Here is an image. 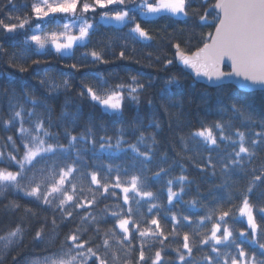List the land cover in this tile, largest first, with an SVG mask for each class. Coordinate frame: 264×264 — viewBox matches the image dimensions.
Wrapping results in <instances>:
<instances>
[{"label": "trees", "instance_id": "16d2710c", "mask_svg": "<svg viewBox=\"0 0 264 264\" xmlns=\"http://www.w3.org/2000/svg\"><path fill=\"white\" fill-rule=\"evenodd\" d=\"M36 1L0 0V20L4 23L30 20L24 29L11 33L0 26V170L19 172L9 157L22 160L27 151L25 145L32 147L34 136L40 135L46 139V146L54 147L60 144L68 148L72 136L77 140L67 154L57 152L43 159L34 158L35 163L29 165L28 177L33 174L38 178L47 177L48 189L58 187L57 193L50 195V204L45 205L42 197L38 200L25 195L36 186L29 179L20 180L19 189L0 186V237H4L0 239V264L70 259L77 252L66 254L65 242L73 233L80 235L78 243H84L80 251L85 256H88L87 249L92 248L107 264H153L157 251L161 253V262L157 264H223L225 254L235 256L237 250L229 242L217 245L210 239L212 226L218 222L221 223L218 235L222 236L227 227L233 233L230 240L240 243L249 255L264 258L258 247L264 243V216L260 214L264 210V142H261L264 140V90L240 91L232 83L219 87L198 83L175 60L176 44L181 51L191 53L209 40L218 22L213 19L218 13L210 7L216 0H185V15L164 12L153 17L142 15L139 6L156 0H125L128 7L136 9L130 12L134 19L113 24L99 19L105 11L113 14L124 10L120 6L97 8L84 14L78 4L77 15L94 24V28L86 41L74 44L64 53L40 50L28 42L31 28L38 22L32 11ZM83 2L93 3V0ZM202 16L206 20L202 21ZM136 23L148 32L149 39L134 34L132 29ZM92 51L99 52L106 62L93 63ZM121 51L125 53L123 58ZM168 60L173 63L165 67ZM133 77L139 83H133ZM169 78H177L178 85L166 89ZM105 80L107 83L103 84ZM64 81H68V87L63 86ZM82 85L92 86L101 95L117 90V85L122 86L125 97L122 113L105 111L90 102L86 94L81 96ZM140 85L144 89L135 93L139 98L136 104L127 99V90ZM32 100L40 102L34 105ZM233 102L241 111L233 110ZM16 112L21 115L15 117ZM38 124H43L44 130L56 138L47 139L37 133ZM217 124L220 128L214 127ZM203 128H212L216 145L193 136ZM238 132L245 134L244 144L253 158L249 160L242 154V169L222 172L224 165L239 151ZM141 135L145 139L138 143ZM81 136L84 140L79 139ZM102 137L112 145L118 139L123 140L122 150L113 148L101 152ZM131 145L149 153L151 160L144 161L132 151ZM77 154L84 165L73 163ZM65 164L77 171L61 185L58 173L66 170ZM109 168L113 170L109 172ZM161 169L165 170L164 174L157 178L156 173ZM93 172L97 173L100 185L107 184L110 191L105 192L102 186L91 183ZM132 176L139 177L136 190L131 188ZM180 176L190 183H173L172 191L180 193L183 188V193L170 204L167 181H175ZM117 177L120 188H115ZM123 187H129L126 203ZM63 191L73 195L83 207L75 208L71 201L61 206ZM144 191L154 196L141 197L139 193ZM245 198L253 208L258 226L255 237L245 218L239 216V207ZM153 205L157 207L149 212ZM222 211L230 212L225 222L219 221ZM68 212L73 215L67 217ZM113 213L117 216L113 217ZM209 215L211 220H202ZM172 216L176 217L175 222ZM183 217L189 219L185 221ZM119 219L129 220L131 244L122 243L124 235L118 226ZM152 219L159 221V229L151 225ZM18 226L20 233L8 238ZM146 229H150L149 234L141 238L140 231ZM38 231L40 238L36 237ZM241 231L245 232L244 237L239 235ZM185 233L189 236L191 254L183 248ZM206 237L208 243H202ZM105 239L109 241L106 246ZM253 239L257 244L250 243ZM213 247L221 253L219 260ZM141 250L145 253V262L139 261ZM180 255L185 256V262L179 260ZM209 256L213 261H208ZM74 262L83 263L81 258ZM87 264H98V261L90 257Z\"/></svg>", "mask_w": 264, "mask_h": 264}, {"label": "snow or ice", "instance_id": "6c2138e0", "mask_svg": "<svg viewBox=\"0 0 264 264\" xmlns=\"http://www.w3.org/2000/svg\"><path fill=\"white\" fill-rule=\"evenodd\" d=\"M78 4L81 5L80 11L84 14L91 12H95L97 8L105 9L108 6H120L124 10L115 11L110 16L107 11L103 12L102 19L105 21H133V16L130 15V12L136 10L134 8L128 7L126 5L125 0H93V3L83 2L81 4V0H42V2L33 3L32 11L35 14V18L38 21H44L46 18L50 16H54L55 14H63L65 18L69 21L63 24V32L53 31L47 35H39L34 34L30 37L31 41L35 42L39 48L43 49L45 45L49 42L55 47L57 52L68 51L73 48L74 44L77 41H84L90 35V30L94 28V24L88 23L83 16H77ZM139 7H144L147 12H159L162 10H167L172 12L173 14L185 13L186 2L185 0H156V3L146 2L144 5ZM211 8L217 9L218 15L213 17V19H218V23L215 26V33L209 34L208 39L211 41L210 43H204L202 48H199L192 55H187L185 52L181 51L180 45L176 44V54L179 60L182 62L184 66H187L193 70H195L196 76H204L210 81L217 82V87L220 86V82L228 81L233 78L242 77L243 81H249L250 84H244L245 87H254L256 85L264 88V0H217V2L210 6ZM12 19V17H9ZM19 19V18H17ZM202 21L206 20V16L200 17ZM80 20H84L83 23H80ZM30 24V20L28 19H19V23H10L6 24L3 20H0V26L3 27V30L7 33H11L15 30L24 29L26 25ZM37 29L40 28V24L37 23ZM72 27H78V35L67 34L68 30ZM132 31L139 34L140 37L145 39H149L148 32L141 27L139 23L135 24V27ZM61 37L65 38L66 42L61 43ZM88 55V54H86ZM125 53L121 51L120 57L123 58ZM90 57L93 63L96 62H106L103 61V58L99 52L92 51L90 53ZM227 58L231 62V71H223L222 64ZM173 63L172 60L166 61L165 67L171 65ZM75 68V65H72ZM24 71V69H21ZM100 80V77H97ZM133 83H139L135 77L132 78ZM103 84H106L107 81H102ZM179 80L177 78H169L165 82V88H169L173 85H178ZM64 87H68V81L63 82ZM150 86V85H149ZM83 92L80 93L81 96L85 94L89 98L90 102L102 106L105 111L113 112L120 114L123 109V101L125 99L122 86L117 85V90H113L106 95L98 94V90H94L92 86H84ZM144 86L140 85L139 88H129L127 91L129 93L127 99L132 102L138 104L139 98L135 93L138 91H143ZM163 94V93H161ZM34 105L39 103L40 101L32 100ZM150 103V102H149ZM233 110L241 111V109L236 107V103L233 102ZM21 115L20 112L15 113V117H19ZM67 115V113H65ZM49 123H51L49 121ZM152 126V125H150ZM214 127L220 128V125L217 124ZM21 131H24L23 129ZM37 133H42L43 137L47 139H55L51 133L44 130L43 124L36 125ZM67 135V133H65ZM237 135L240 139L239 151L235 152L234 158L231 159L229 163L224 165V168L221 169L222 172H227L230 168H243L244 165L242 161L244 157L242 154H246L248 159L251 160L253 158V153L249 151L248 147H245L244 138L245 134L243 132H238ZM259 135V134H258ZM195 137H201L205 142L210 143L211 145L217 144V139L213 135L212 128H203L196 133H193ZM223 139V135L221 136ZM79 139L84 140V137L81 136ZM144 136L141 135L138 143H142L144 141ZM77 137L72 136L69 140V147L65 148L64 146L57 144L55 147L52 144H46V139L41 138L40 135L34 136L31 138L32 147H28L27 151L24 154L22 160H16V157L12 156L9 159L19 167L20 171L13 173L11 171L0 170V182H3L4 186H14L17 189L21 187L19 181L22 179H29L30 183L36 184L35 187L31 189L29 192H25L26 196L35 197L36 199L43 198V203L45 205L50 204V195L57 193L58 187L52 186L48 189V178L41 177L38 178L36 174H33L31 177L27 176V172L29 171V165L34 164V158L43 159L48 155H55L57 152L67 154L70 148L74 145ZM102 143L100 145L101 152L111 151L113 148L117 151H121V144L124 143L123 140L118 139L115 145H112L110 140H105L103 137L101 138ZM153 142L154 138H153ZM261 142H264L262 140ZM252 147H256V143H252ZM131 149L138 156H140L144 161H150L151 156L147 152H140L139 148L136 145H131ZM150 151V149H149ZM209 164L211 165V157L208 158ZM223 163V161H221ZM74 164L79 163L84 165L85 162L81 160L79 154L76 155ZM53 167H56L55 163H53ZM214 168L215 166L212 165ZM64 169L61 170L59 174L61 185L64 184L65 180L68 178L70 174H74L77 169L73 167H69L67 164L64 165ZM109 172L113 169L109 168ZM163 169L160 172L156 173V177L158 178L160 175L164 174ZM139 177L132 176L131 178V188L133 190L137 189ZM69 183H71L69 181ZM91 183L94 185L102 186L105 192L110 191L109 186L107 184L100 185V180L97 178V173L93 172L91 174ZM173 183H179L181 185L185 183H190L187 181L185 177L180 176L175 181L169 180L167 181V199L171 204L174 198H179L183 193V188L180 193L172 191ZM121 183L119 177H117L115 182V188H120ZM42 188L47 189V191H42ZM124 201L125 203L128 201V193L129 187H123ZM64 199L60 200V205L63 206L66 202L71 201L72 206L75 208H81L83 205L77 203L74 200L73 195L67 194V191H63L60 193ZM141 197L152 198L154 194L150 191H144L139 193ZM78 200V198H77ZM88 203H92L89 201ZM195 204V201H193ZM156 205H153L152 208H149V212L156 208ZM264 216V210H261L260 213ZM73 215L72 212L67 213V217H71ZM113 217L117 216V213L112 214ZM239 215L240 217H247V224L251 230L253 237H255L257 233V223L253 215V208L250 206L248 199L245 198L242 206L239 207ZM65 217V218H67ZM230 217L229 211H222L219 215V221L225 222L226 218ZM188 217H183V220L187 221ZM212 216H206L202 218L203 221L211 220ZM171 220L173 222L176 221V217L172 216ZM93 223L96 221L93 220ZM55 223V222H53ZM151 225L156 226L157 229L160 228V223L157 219L151 220ZM119 229L122 230L124 235V240L122 243L131 244V240L129 238V220L128 219H119L118 220ZM221 230V223H216L212 226L210 239L215 241V243L221 244L222 242H229L230 246H234L237 250V255L233 256L231 253L225 254V259L223 264H264V258H258L256 254L249 255L244 248L240 246V243H237L234 239L230 240L233 236L232 231H230L227 227L223 229V235H218V232ZM21 229L18 226L13 232L9 234L8 238L15 237L18 233H20ZM97 231H99L97 229ZM139 231V229H137ZM150 229H146L144 231H140V237L143 238L149 234ZM163 235V233H161ZM241 237H244L245 232L241 231L239 233ZM36 237L40 238L41 233L38 231L36 233ZM0 239H4V237H0ZM80 241V235L73 233L66 238V245L68 247V253L77 252V255L83 261V264H87L88 257H94L98 264H107L105 258H101L97 255L96 252L93 251L92 248L87 249L88 256H85L83 252L80 251L84 247V243H78ZM209 238L206 237L202 243H208ZM70 242V243H69ZM109 241L105 239L103 241V245H108ZM242 243V242H241ZM251 244H257V241L253 239ZM226 245V246H229ZM259 249L261 250L260 256L264 257V243L258 244ZM183 248L187 249L188 253H192V248L189 246V236L188 233L184 234L183 237ZM213 252L216 253V259L219 260L221 253L213 247ZM63 251V249H62ZM76 259L75 256H71L68 261L61 260L59 264H72V262ZM208 261H213V257L209 256ZM179 260L181 262H185V256L180 255ZM139 261L145 262V253L143 250L139 253ZM157 262H161V253L157 251L155 253V260L153 264H157ZM52 264H57L56 261H53Z\"/></svg>", "mask_w": 264, "mask_h": 264}, {"label": "rangeland", "instance_id": "374dc122", "mask_svg": "<svg viewBox=\"0 0 264 264\" xmlns=\"http://www.w3.org/2000/svg\"><path fill=\"white\" fill-rule=\"evenodd\" d=\"M38 2H42V0H37L35 3H38ZM145 3L146 2H143L141 5H144ZM155 3L156 2H153V4H155ZM140 11H141V14L144 15V16H146V17H153V16H156V15H158L160 13H164V12L165 13H171V14H173L172 12L167 11V10H162V11H159V12H147L144 7H140ZM109 15L111 16L112 14H109ZM173 15L183 16V15H185V13L173 14ZM99 20L100 21H103V22H111L112 24L113 23H122V22H117V21H114V20H112V21H105L104 19H102V16L100 17ZM67 22H69V21L65 18V16L63 14H55L54 16H50L49 18H46L44 21H38L37 23L40 24V28L37 29V27H36L37 23H35V25L31 28L32 30H31V33H30V35H29V37H28L27 40H28L29 43L33 44L36 48L42 50L41 48H39L38 45L35 44V42L31 41L30 37L32 35H34V34L47 35V34H50L53 31L63 32L64 31L63 24L64 23H67ZM79 22L80 23H83L84 20H80ZM87 22L90 23L89 21H87ZM67 34L78 35L79 34L78 27H72V28H70L68 30V33ZM87 38L84 41H86ZM84 41H77L76 43H78V42H84ZM60 42L61 43L66 42L65 41V38L64 37H61ZM50 49L55 50V47L51 44V42L49 40V42L45 45V47L43 48V50H50ZM64 52L65 51H61L60 53H64ZM49 84H50V86H52L51 83H49ZM106 94H108V93H106ZM102 95H105V94H102ZM45 146H46V144H45ZM0 158H1V156H0ZM2 185H4L3 182H0V186H2ZM243 218H245V220L247 221V217H243ZM74 256L76 258H80V256H78L77 254L74 255ZM89 258L90 257H88V259ZM61 260L68 261L69 259H62V258L61 259H54V258H51V259L43 260L42 262H40L38 264H52L53 261H56L57 264H59V261H61ZM72 264H75V262L73 261Z\"/></svg>", "mask_w": 264, "mask_h": 264}, {"label": "water", "instance_id": "95a60500", "mask_svg": "<svg viewBox=\"0 0 264 264\" xmlns=\"http://www.w3.org/2000/svg\"><path fill=\"white\" fill-rule=\"evenodd\" d=\"M217 2V0L215 1V3ZM214 3V4H215ZM216 10V12L218 13V11L219 10H217V9H215ZM218 23V22H217ZM215 33V28H214V30H213V32H212V34H214ZM134 34H136L137 36H139V34L138 33H134ZM140 37V36H139ZM211 41L210 40H207V42H205V43H210ZM204 45V44H203ZM203 45L202 46H200L199 48H202L203 47ZM199 48H197L196 50H194L193 52H191V53H186L187 55H192L193 53H195ZM175 60H176V63L179 65V66H181L185 71H187V73H190L191 74V76L194 78V80H196L198 83H203V84H205V85H210L211 87H215L216 85H217V82H215V81H210V80H208L206 77H204V76H196V74H195V70H193V69H191V68H189V67H187V66H184L183 64H182V62L179 60V58H178V56H177V54L175 53ZM224 66H227L228 67V70H225L224 69ZM222 70L223 71H225V72H227V71H231V62L227 59V58H225V61H224V63L222 64ZM227 83H232V84H234L235 86H237L239 89H240V91L241 90H243V91H254V90H264V88H262L261 86H259V85H256V86H254V87H245L244 86V84H250V82L249 81H243V78L242 77H239V78H233V79H231V80H228V81H223V82H220V85H222V84H227Z\"/></svg>", "mask_w": 264, "mask_h": 264}]
</instances>
